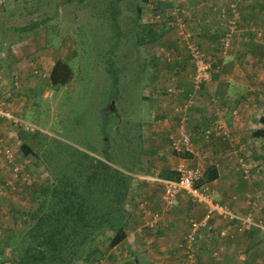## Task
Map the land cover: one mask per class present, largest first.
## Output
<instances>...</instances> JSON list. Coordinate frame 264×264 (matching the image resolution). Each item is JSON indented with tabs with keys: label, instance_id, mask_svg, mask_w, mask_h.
Here are the masks:
<instances>
[{
	"label": "rangeland",
	"instance_id": "obj_1",
	"mask_svg": "<svg viewBox=\"0 0 264 264\" xmlns=\"http://www.w3.org/2000/svg\"><path fill=\"white\" fill-rule=\"evenodd\" d=\"M135 1L119 0L118 16L114 17L111 9L113 0H0V98L7 99L8 109L14 119L18 120L17 122L0 120V142L15 150L17 163L22 165L17 180L13 181L12 187L8 186L6 181L11 180L13 172H11L10 163L0 155V189H2L0 193V264H14L11 248L5 244L6 239L8 235L15 234V230L23 226L25 230L22 232L26 235V231L29 230L25 226L26 219L37 206L32 196L50 176L40 158L22 152L20 130L27 129L25 139L33 145L38 141L35 139L38 136L34 138L32 134L38 130L45 134L42 136H45L48 142L50 137H57L73 147L98 155L99 150L102 149L99 132L102 124L101 111L116 107L113 123L119 128V132L112 150L117 158H120L119 163L123 162V164L120 163L122 165L132 167V163L137 162L133 166L136 172L143 171L142 168L146 165L145 158L152 159L154 154L159 156L160 161L171 160L176 164L175 167L182 160L190 166L198 165L199 161V165L205 167V161L216 157L210 155L205 143L218 137H226L229 141L227 135L229 132L225 130L221 113V109L226 106L218 105V101L215 103L220 110L216 113L215 120L219 119L222 122V131L209 129V126L199 131L191 130L187 122V128L201 157L188 156L178 161L169 147L168 134L165 136L157 134V130H151L159 128L161 123L156 122L161 119L160 113L157 116V112L161 111V105L154 101L157 98L153 95L162 97L167 95L171 101L166 107L170 103L174 113L177 112L174 111L172 102L177 100L183 103L187 98V96L178 98L180 91L170 93L166 90L167 80L170 79L167 77L174 75L172 74L175 71L174 68L178 66L183 68L178 69L179 75H187L186 72H189V75L183 77L186 82H183L182 76L173 78L178 80L182 87L188 85L189 92L192 91L189 81L192 69L191 66H187V63L184 64V61L189 62V58L185 59L188 50L179 43L175 24L177 18L183 19L180 13L191 8H188L190 3L179 5L184 1L188 2L187 0H156L161 3H156L155 0H139L142 13L137 21L133 9ZM251 1L256 3L254 10H244L245 5L246 8L249 5L245 0H227L226 4H229L230 13L226 4L216 5L215 13L220 18H217L216 24L211 26L218 30L217 37L215 35L212 40L202 35L207 24H202L205 28L202 30L200 25L195 24L196 22L199 24L200 21L191 23V21L183 20L193 40L211 61L212 78L233 76L234 79H240L244 74L247 76L248 84L237 87L236 90L237 93L245 95L246 100L253 106L255 118L251 119V122L254 125L251 126V123L248 128L253 131L252 129L259 125L257 121L259 115L264 113V0ZM152 2L155 3L153 8ZM223 8L225 15L221 17ZM217 10L219 13L216 12ZM255 13L257 17H254ZM162 14L172 16L170 20L163 19L167 20L164 21L166 22L164 27H156L159 32L161 28L164 29L163 33L156 43H145L137 23L159 24L158 17H162ZM227 19H231L234 22L232 25L236 28L230 33L228 44L224 45L220 38L224 30L228 28ZM113 20L117 24L111 27ZM192 24L195 28H192ZM245 35L249 43L243 45L238 38ZM165 52L170 62H173L172 66H166L165 63L168 61L165 60ZM56 60H63L69 64L72 78L67 84L54 87L50 85L49 72ZM111 60L114 61L116 69L114 73L118 77L113 108L107 107V99L111 94L106 92L111 84L106 70ZM211 81L212 79L202 84L195 92L188 115L190 110L196 107L197 93L201 95L203 86ZM209 91L212 90L207 86L205 92L209 93ZM165 100L162 103H166ZM177 101L175 104H179ZM148 113H152L155 117L150 115L151 118L148 119ZM176 119L177 117L175 121ZM19 121L20 123L24 121L26 126L20 125ZM212 126L213 124L210 127ZM135 128H140L142 135L140 140L136 137ZM205 129L212 131L209 137H205ZM127 131L129 134H126ZM157 135L159 136L156 137ZM174 135L175 133L172 134ZM252 138L256 140L253 145H249V141L243 146L228 143L229 146L219 151L218 154L220 152L222 154L218 157L224 155V160L231 165L229 168L237 171V174L239 172L242 177L243 168H249L248 177L256 173L258 179L263 182L260 187L263 193L264 137ZM259 140H262L261 143ZM223 146H225L224 143ZM159 151L163 153L159 154ZM129 156L132 158L130 159ZM194 159V163H191ZM258 167H261L259 172L256 171ZM130 196L127 201L134 202L135 198L132 194ZM138 203L140 206L143 203L141 207L145 208L147 202L145 198L140 197ZM248 203L252 206L253 216L264 221L262 215L264 206L259 205L257 200L252 198L248 199ZM192 219L199 220L197 217H192L188 222ZM188 227L189 223L187 229ZM259 233L263 237L261 245L264 248V234L261 231ZM98 240L92 244V248L95 247L97 250L94 253L101 255L103 259L96 261V254H93L92 260L88 258L76 264L120 263L115 260L112 263L113 260L104 257L115 244L110 246L104 237H99ZM118 242L120 240L116 244Z\"/></svg>",
	"mask_w": 264,
	"mask_h": 264
},
{
	"label": "crops",
	"instance_id": "obj_2",
	"mask_svg": "<svg viewBox=\"0 0 264 264\" xmlns=\"http://www.w3.org/2000/svg\"><path fill=\"white\" fill-rule=\"evenodd\" d=\"M187 1L188 2L184 1L179 4L190 3L188 8H191V10L186 12L182 11L180 13L182 18L185 21H191V23L193 21L194 23L195 21H200L199 24L197 22L195 24L197 26L200 25L202 30L205 29L202 24H207L208 26L206 30L202 32V35L212 40L218 30L216 27L211 26L216 24L215 21H217V18H220L219 15L218 17L216 16L215 7H217L216 5L226 4L227 0ZM245 1L249 3V5L247 8L245 5L244 10H254L256 3L251 0ZM155 2L161 3L156 0ZM151 4L153 8L155 3L152 2ZM225 6L229 8V4ZM216 12L219 13L218 10ZM228 12L230 13V8ZM255 15L254 17H257V13H255ZM193 27L195 28L192 24V28ZM239 38L238 41L243 45L249 43V39L246 38V35L245 37ZM211 44L212 43H210V45ZM187 66H189V64H187ZM186 73L189 74V72ZM247 73L248 72H246V74ZM183 77L184 75H182V78ZM183 79V82H186L185 78ZM246 84H248V82L245 74L240 79H234L233 76L213 77L211 83L203 86L201 95L199 92L197 93L196 107L194 106V108L190 110L188 118L189 128L199 131L203 127H210L217 120H215V116L220 109L216 107L217 103H215V101H218V105L226 106V108L221 109V113L223 114L222 117L225 130L229 132V134H227L229 141H227L226 137H218L209 140V143H205L206 149L211 153L209 154L216 157L205 161V167L203 168L205 169L208 165H214L216 167L217 177L211 181H206L211 189L212 197L215 200L227 204L238 214L251 212L252 206L248 203V199L251 200V198L257 200L259 205L262 204L264 206V194L261 193L260 188L263 182L258 179L259 177L256 173L252 177L247 176L248 179H245L247 177H244V175L242 177L239 172L237 174V171L229 168L231 165L224 160V155L218 157V155L222 154L221 152L218 154L219 151L229 146L228 143L230 142L243 146L249 141V145H253L256 143V140L252 137H264L257 134V130L261 127L259 126V118L264 115V113H261L257 119L259 125H256L254 129H252L253 131H250L251 129L248 130L252 123L251 119L255 118L254 109L251 102L246 100L245 95H242L240 92L237 93L236 90L237 87ZM161 86H163V83ZM187 86L188 85H185L186 88L180 86L183 90L178 94V98L185 97L184 92ZM207 86L212 90L211 92L209 91V93L205 92ZM149 95L148 93V96ZM153 96L157 98V100L154 99V101L158 102V105H161V111L157 112V116L158 113H160L159 117H161V119L156 120V122L160 121L161 123H159V128H152L151 130H157V134L165 136L168 134L169 147H171L170 136L174 133L176 135L177 133L179 114L173 112L170 103L169 106L166 107L167 103L171 101L168 99L167 95L166 97L158 95ZM164 99H166V103H162ZM176 101L177 100L173 101L172 104ZM177 102L179 103V101ZM150 115L152 116V113H148V119L151 118ZM152 117H155V115ZM176 117L177 119L175 121ZM172 121L175 122L173 123ZM253 125L252 123L251 126ZM158 136L159 135L156 137ZM259 141L261 143L262 140ZM223 143L225 146H223ZM160 152L163 153L159 151V154ZM174 157L179 161L180 158L178 156L174 154ZM144 161L146 165L142 168L143 171L132 174L133 181L131 183V192L135 199L133 200L134 202L130 200L127 201L126 206L130 216L124 227L125 236L120 239V242L113 245L104 257L108 260H113L112 263L115 260L116 262L124 264H182L181 260L184 255L183 249L180 246L182 237L186 232L189 219L192 217H197V219L203 217L205 213L204 205L192 200L188 195L181 193L178 195L175 208L171 211H165L161 198L162 184L158 178H162L160 177V172L165 169L173 170L176 164L171 160L160 161L157 154H154L152 159L148 160L145 158ZM194 161L195 159L192 160L191 163H194ZM199 163L198 161L197 164ZM260 168L261 167H258L256 171L259 172ZM137 197L139 199L140 197L146 199L147 203H145V208L139 205V199ZM262 215L264 218V212H262ZM209 223L213 226L212 231H201L202 237L199 240V249L196 257L197 264H264V248L261 245V238L263 237L256 227L243 232H234L233 237H225L219 235V231L225 227V222L217 214L212 216ZM101 257L102 256H100L99 259ZM102 259L103 258H101V260Z\"/></svg>",
	"mask_w": 264,
	"mask_h": 264
},
{
	"label": "trees",
	"instance_id": "obj_3",
	"mask_svg": "<svg viewBox=\"0 0 264 264\" xmlns=\"http://www.w3.org/2000/svg\"><path fill=\"white\" fill-rule=\"evenodd\" d=\"M111 4L113 16L117 17L119 0H113ZM133 9L135 19L138 21L142 13L139 0L135 1ZM171 17L162 14V17H158L159 24L156 25L152 22L137 23L141 35L143 34V41L156 43L164 31L161 28L159 32L156 27H164L166 24L164 21L170 20ZM116 24L113 20L110 25L113 27ZM187 58L190 56L187 55L185 59ZM167 61L166 66H172L173 62ZM185 63L192 69L190 60L184 61ZM178 69L183 68L180 66L174 68L175 71L172 73L174 75H169L167 78L182 76L177 74ZM106 70L107 77L111 81L109 90L106 91L111 94L107 99V107L113 108L118 83L113 60ZM71 78L72 70L69 64L63 60H56L49 72L50 85L62 86ZM189 91V88L185 89V97H188ZM114 112L116 113V107L101 111L102 124L99 132L102 149L99 150L98 155L73 147L57 137H50L48 142L38 130L32 134L34 138L38 136L35 138L38 141L33 145L25 139L27 129L19 131L22 138L20 145L22 152L40 158L50 176L32 196L37 206L35 211L28 215L26 223L24 222L29 228L26 235L22 232L25 230L23 226L15 230V234L8 235L6 239L5 244L11 248L14 264H76L80 260H88V258L92 260L93 254H96L97 261L101 255L94 253L97 249L92 248V244L99 241V237L106 238L110 246L124 237V227L130 216L126 205L132 194V174L137 173L133 166L137 162L131 161L132 167L122 165L123 162L119 163L120 158H117L112 150L119 132V128L113 123ZM259 122L261 127L257 130V134L264 136V115L260 116ZM135 130L136 137L140 140L142 137L140 128ZM126 134H129V131ZM182 155L188 156L186 153ZM177 176L174 169L160 172V177L166 179H175ZM216 177V167L208 165L201 181H211Z\"/></svg>",
	"mask_w": 264,
	"mask_h": 264
},
{
	"label": "built area",
	"instance_id": "obj_4",
	"mask_svg": "<svg viewBox=\"0 0 264 264\" xmlns=\"http://www.w3.org/2000/svg\"><path fill=\"white\" fill-rule=\"evenodd\" d=\"M224 15L225 9L223 8L221 16L224 17ZM234 17H232V19ZM226 23H228V28L224 30L222 38H220L221 43L224 45L228 44V37L230 33L235 30L234 28H236L232 25L234 22L231 21V19H227ZM175 24L179 34L178 41L188 50V55L190 56L189 60L192 64V73L189 81L192 91L188 93V97L183 103H174L173 105L174 111L179 114V121L176 136H170L171 150L180 159L188 156H197L198 158L199 156L201 157V155L198 153L192 140L191 132L187 128L189 118L188 111L193 104L192 99L194 98L195 92L202 84L209 82L212 79V63L207 58L206 54L200 49L198 44L193 40L190 31L187 30L188 28L186 29L185 21L177 18ZM226 30L228 31L226 32ZM166 53L167 52H165L167 60H170ZM178 86V80L171 77L167 80L166 90L170 93H176L181 90ZM6 100V98H0V120L5 119L17 122L18 120L14 119L12 113L8 109ZM20 125L25 127L26 123L23 121ZM209 129L222 131L223 124L217 119ZM209 129L204 130L205 137H209L211 134L212 131ZM182 153H186L188 156H183ZM0 155L10 163L13 177L11 180L6 181V185L12 187L14 183L13 181L17 180L18 172L22 170V165L17 163V154L15 150L2 142H0ZM174 170L177 172V178H158L162 184L161 198L163 209L165 211L173 210L177 204L178 195L181 193H184L192 200L203 204L205 209V213L201 219L190 220L189 227L182 237V242L180 244L184 253L181 260L182 264H197L196 257L199 249V240L202 236L201 231H212L213 226L209 222L214 214H217L225 222V227L219 231V235L221 236L233 237L234 232H243L253 227H256L264 234V221L256 219L251 212L238 214L227 204L215 200L212 197L208 183L201 181L205 170L201 165L190 166L185 164L182 160L179 161ZM242 170L244 177H247L249 175V168H243ZM1 192L2 189H0V193ZM262 194H264V191ZM141 206H143V203Z\"/></svg>",
	"mask_w": 264,
	"mask_h": 264
}]
</instances>
